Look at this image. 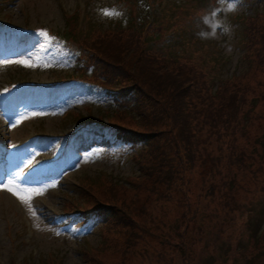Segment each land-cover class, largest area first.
<instances>
[{
	"label": "rangeland",
	"instance_id": "1",
	"mask_svg": "<svg viewBox=\"0 0 264 264\" xmlns=\"http://www.w3.org/2000/svg\"><path fill=\"white\" fill-rule=\"evenodd\" d=\"M263 3L0 0V38L10 43L0 56V264H264ZM132 17L134 27L129 22ZM148 23L158 31L145 34ZM121 26L139 28L144 47L151 52L190 65L192 80L182 82L176 74L163 80L158 74L166 71L158 69L157 77L147 84L146 68L132 70L134 59L120 50L126 42L118 41L117 49L99 42L92 49L112 65V72L124 73L123 83L145 86L155 95L157 108L166 102L156 90L166 84H174L177 92L206 95L204 82L215 93L227 92L248 112L244 135L233 141L224 137L225 130L214 131L208 139L204 134L207 142L201 146L199 161L176 171L171 188L155 187L152 180L160 175L148 177L134 161L136 152L109 144L107 136L95 135L97 142L85 152L75 146L80 132L111 134L112 130L96 127L93 119L76 121L74 116L116 115L120 109L96 83L70 75L71 70L77 56H91L83 41L92 43ZM41 30L47 37L38 34ZM119 36L124 41L129 38V34ZM16 40H22L17 49ZM141 48L138 38L137 49ZM110 55L121 63H111L106 58ZM16 60L37 66L4 63ZM88 77L95 81L93 72ZM26 81L31 86L5 96L12 83ZM225 81L221 89L213 87ZM148 106L138 109V122L122 116L124 124L153 132L162 144L169 131ZM147 121L153 125L145 126ZM68 143L67 156L53 162V155L61 152L54 148ZM174 154L170 147L168 159L176 160ZM9 180L22 188L41 189L42 194H33L31 205L25 204L3 188ZM95 202L112 213L106 211L105 223L82 228L77 223L81 216L63 217L69 208H94ZM129 231L128 237L135 239L133 252L127 254L124 243Z\"/></svg>",
	"mask_w": 264,
	"mask_h": 264
},
{
	"label": "trees",
	"instance_id": "2",
	"mask_svg": "<svg viewBox=\"0 0 264 264\" xmlns=\"http://www.w3.org/2000/svg\"><path fill=\"white\" fill-rule=\"evenodd\" d=\"M244 1L259 4L260 1L264 0ZM130 21L134 27V18L132 17ZM147 29L153 30L154 28L149 26ZM147 29L145 30V34ZM115 30L117 31L101 34L103 36L99 37V40L92 43L83 41V48L85 47V49L91 53V56H79L78 67L75 71L71 72L70 75H82L83 77L92 80L114 100L120 110L116 115L110 113L105 115L85 114L78 117L74 116V119L76 121H78V119L89 121L90 119H93V125H106V128H111L113 130L111 134L98 133V137L103 138L107 136V139L111 140L110 143L112 144L116 145L122 143L123 145H127L131 148L132 152H136L134 161L136 165L139 164L141 166L140 169L142 168L146 170V175L148 177L151 174H159L161 176L153 178L152 182L155 187L171 188L174 178L176 177V171L182 170L186 165L192 167L197 164L201 157V146L206 144V139L211 137L214 131L215 133H218L225 130L226 133H223L224 137L228 136L229 139H232L231 141H233L237 135H244V118L248 112L243 111L242 106L239 104H236L234 101L232 102V98L226 95L227 92H223V94L215 93L212 86L205 84L204 82H202L204 84L202 90L206 95H202L201 92L196 94L181 91L177 92L174 84H166L162 90H156L158 95L166 102L163 107L157 108V106L153 104V101L159 102L155 95L148 92L145 86L139 84L135 85L129 82L123 83L124 78L122 77L124 73L122 71L112 72V65L104 58L102 60L99 59L92 49L97 46L99 42L115 49L118 48V41L126 42V44L123 45L124 47H120V50L125 51L126 55L130 56L131 60L134 59L132 70H134V68L136 69L138 66L146 68L144 72V81H146L147 84L157 77L154 75V71H157L158 69L166 71L163 74H158L163 80H166L168 76L172 74L178 75L177 80H182V82L185 80H192V77L190 76L192 71H189V63H177L174 59L168 60L158 52H151L149 46L144 47L143 39L140 37L142 31L139 30V28L137 30H125L122 29L121 26ZM246 32V47L249 50V43L251 42L250 26ZM123 33L129 34L127 41L120 38L121 36L119 35ZM138 38H140V43L142 45L141 49H137ZM129 39L130 41H128ZM85 49L84 53L87 54ZM105 49H108V47ZM106 58L111 63H121V59L117 56L110 55ZM192 69L195 73L194 68ZM91 72H93L95 76V81L88 77ZM196 77L200 80L203 78L199 74H196ZM226 82L228 81L223 82L217 87H213L217 90L221 89ZM160 85L161 84L158 83V87H160ZM193 85H195V82H193ZM226 88H229V86ZM188 90L193 91V88L190 87ZM206 99H214L218 102L215 103ZM228 99L231 100L226 102ZM146 105H149V113L154 115L158 122H164V126L169 131V137L162 138V144L156 142L157 137L154 136L153 132L150 134L146 131L129 128L124 124V117L134 118L135 122H138V119L135 117L138 113V109L141 106L143 107ZM144 125L152 126L153 124L147 121ZM204 134L208 135L206 139L203 137ZM82 135H85L84 139L86 141H90L89 138L92 137L93 134L84 133L81 134V136ZM80 144V147L84 146V143L81 142ZM170 147L175 150L174 157L176 160H173L172 158L170 160L168 159ZM172 167L175 171H172ZM95 205L94 208H69L68 212L72 213L73 216H81V220L77 223L79 224L78 226H81L82 228H87L92 225V222L95 220L105 223L107 214L109 213L107 211L108 208L104 206L100 207L96 202ZM227 205L229 206V204ZM126 212L129 214L128 210H126ZM109 214L112 215V213ZM117 218L119 221L120 218L118 216ZM130 232L132 231L128 232L124 243V253L127 254L133 252L134 248L135 238L128 237Z\"/></svg>",
	"mask_w": 264,
	"mask_h": 264
},
{
	"label": "snow or ice",
	"instance_id": "3",
	"mask_svg": "<svg viewBox=\"0 0 264 264\" xmlns=\"http://www.w3.org/2000/svg\"><path fill=\"white\" fill-rule=\"evenodd\" d=\"M105 15H118V13H114L111 11H105ZM38 34L42 37H47V33L44 32L43 30L39 31ZM4 63H18V64L25 65L27 67L37 66L35 63H33L30 60L4 61ZM41 114L42 113H34L33 115H41ZM3 188L7 189L10 192H13L14 195H16L21 201H23L25 204H28V205H31V201L33 199V194H35V195L42 194L41 189L22 188L20 186V184L16 183V181H14V180H9L7 184H3ZM31 211L35 215V209L32 208ZM59 234L60 233L57 232V235H59Z\"/></svg>",
	"mask_w": 264,
	"mask_h": 264
}]
</instances>
